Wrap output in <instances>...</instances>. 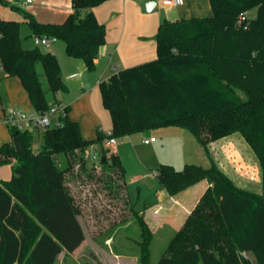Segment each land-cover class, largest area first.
Instances as JSON below:
<instances>
[{"label": "trees", "instance_id": "obj_1", "mask_svg": "<svg viewBox=\"0 0 264 264\" xmlns=\"http://www.w3.org/2000/svg\"><path fill=\"white\" fill-rule=\"evenodd\" d=\"M106 1L72 0L73 12L61 24L41 23L32 13L15 10L23 13L33 35L62 40L69 56L93 70L106 44V28L94 8ZM209 2V17L164 20L155 37L157 59L101 82L102 102L111 116V137L175 126L188 130L211 161L208 168L158 167L159 184L171 196L201 181L210 187L157 264H264V0ZM0 4L9 5L5 0ZM245 12L248 18L240 21ZM0 67V81L20 79L37 112L48 111L66 89L57 56L39 47L23 49L20 23L1 17ZM67 112L63 126L42 133L37 153L32 132L11 130V142L0 148V166L12 170L10 180L0 181V264H56L63 252H75L85 233L81 202L71 188L78 191L84 184L102 186L122 208L120 225L128 220L137 224L141 264H152L153 233L130 200L121 157L104 148L108 136L101 131L95 140L84 139ZM234 133L257 157L260 194L237 187L209 156L207 143ZM94 146L101 154L97 174L86 166ZM71 171L75 176L68 178Z\"/></svg>", "mask_w": 264, "mask_h": 264}, {"label": "rangeland", "instance_id": "obj_2", "mask_svg": "<svg viewBox=\"0 0 264 264\" xmlns=\"http://www.w3.org/2000/svg\"><path fill=\"white\" fill-rule=\"evenodd\" d=\"M5 1L9 5L14 2V0ZM16 4L22 5L25 9L23 11L26 12L30 11V7L38 12L43 10L38 4L27 6L23 5L22 2H16ZM2 6L0 4L1 18L15 15L16 18L13 19H16L20 23L22 48L32 50L36 49L37 46L41 47V44H36L35 37L24 19L23 13H20L18 10L16 11L19 13L13 11L16 7L10 10L4 9ZM250 17H256L255 10L250 12ZM50 45L52 50L58 51L57 49H59V53H61L55 52L61 65L62 81L66 89L58 93L59 99L65 104L69 103L72 106L71 117L78 118L84 125L83 135L86 137L91 136L90 138H92V136L96 135V127L99 123L90 105L88 108L84 104L85 100L78 99L82 93V85L81 79L76 77L75 73H85L87 84L90 88H94L98 86L99 78L104 82L114 72L107 65L98 67L97 63H95L93 70H89L84 61H82L83 63L81 62L83 68L81 70L76 69L77 64L75 65L74 60L76 58L68 55L66 45L62 40H51ZM7 79L10 82L17 81L22 85L20 79L17 77ZM2 82H0V113L3 108L7 110L14 107V104H12L13 100L7 94L9 90L13 91L15 86L13 83ZM97 98H99V95L93 97V104L98 103L99 99L97 100ZM31 109L29 106V109L21 108L20 110L28 111ZM103 110L108 115L107 110L105 108ZM151 138H155L156 141L151 144L143 143V140ZM222 139L225 140L222 141ZM42 143V136L35 134L33 151L36 153L40 151ZM104 148L109 149L110 154H115L114 149H116L117 154L121 157L127 171L128 191L137 211H141L147 205L154 204L157 191L160 187L155 173L161 164L173 165L177 170L184 169L188 164H196L203 167H206L207 164L206 160L203 159L205 156L204 151L197 139L188 130L175 126L146 129L140 133L117 139L115 148L106 145ZM206 148L211 159L216 160L222 168H226V172L229 173L232 181L236 182L239 186L246 187V181H243L244 179L238 174L237 165L243 171L249 172L250 182H252V178H257L256 170L260 169L257 157L239 133L209 142L206 144ZM60 160H63V156L60 157ZM86 166L92 171L95 170L96 174L99 172V169H96L99 166L95 167L88 155ZM74 176L73 171L68 172V178ZM83 183V180L77 181L76 187H80ZM255 186L253 185V189L257 190L258 186L257 188ZM71 191H74V194L78 196V200L81 202L82 214L80 222L85 233V241L75 252L71 254L63 252L58 257L56 264H141L139 242L142 238L140 236V228L132 220L125 221L121 225L119 224L125 219V215L121 213L122 208L118 204L116 205L115 201L111 198L107 197L106 192L102 191V186L84 184L77 191L74 185ZM162 220L167 222V219L163 218ZM165 222L163 224L161 221V224L164 226L160 228L154 225L155 222L151 224V222L147 221L153 233L150 245L152 264H157L165 253L170 239L181 228L179 227L177 231L171 232L172 230L167 227L168 224ZM114 226L115 228L112 229L111 227ZM246 257L252 259L250 255H246ZM199 264L204 263L200 260Z\"/></svg>", "mask_w": 264, "mask_h": 264}, {"label": "crops", "instance_id": "obj_3", "mask_svg": "<svg viewBox=\"0 0 264 264\" xmlns=\"http://www.w3.org/2000/svg\"><path fill=\"white\" fill-rule=\"evenodd\" d=\"M148 1L149 0H108L94 8V14L97 21L100 24H103L106 28V44L101 48L99 57L96 60L98 67H104L105 65H107V67L113 70L114 75L119 71L152 62L157 59L155 37L157 35L160 24L164 20L177 21L182 19L209 17L212 15V9L209 0H185L184 4L179 7L165 6L156 0L157 5L151 12H148L146 10V3ZM16 2H22L25 6L38 4L40 7H42L43 10L40 12L33 10L32 7L29 8L30 11H27L32 13L34 17L41 23L61 24L73 12L72 0H34V2L32 3H26V0H14V2L10 3L9 6L3 5L2 7L4 9L10 10L14 9V7L25 10L22 5H17ZM13 11L19 13L16 10ZM13 18H16V16L12 15L8 18L2 19L8 21H17ZM34 37L36 41L37 37L35 35ZM36 44H41L40 39L38 43L36 42ZM39 48L44 51L51 52L56 56L57 54L55 52L61 54L59 53V49H57L58 51L52 50L51 45L49 46V48H45L41 44V47ZM74 60L75 65L77 64L76 69L81 70L83 68L82 60ZM75 75L76 77L81 79L82 85V93L80 94L78 99L85 100L84 104H86V107L89 108L90 105L91 110L96 115L94 116L95 118H97V121L99 123V125H97L96 127V135L92 136V138H90L91 136L86 137L85 135H83L84 125L78 120V118L71 117L72 106L69 103L65 104L63 101H61L59 99V95L58 102L65 105L69 109V118L79 123L84 139L95 140L99 131L104 134L111 133V116L108 111L107 115L103 110L104 106L99 87L102 80L99 78L98 86L90 88L86 82L87 76L85 73L83 74V72H80L75 73ZM3 77L4 73L0 69V79H2ZM110 77L106 81H108ZM3 80L5 81V83H13L15 87L13 91L9 90L7 94V96H9L11 100H13L12 104H14V107L7 110L3 108L2 112L0 113V148L4 144L10 143L12 140V132L4 122L5 115L10 111L20 110L21 108L29 109V106L32 108L31 110H33V106L28 98V95L26 94L24 88H22L23 86L20 85V83L17 81L10 82V80L7 78ZM3 80H1L0 82H2ZM4 81L2 83H4ZM98 95V103L93 104V97ZM224 140L225 139H222V141ZM93 148L96 149L97 147L94 146ZM114 151L117 154L116 149H114ZM203 159L206 160V168L210 167L211 161L207 158L206 155L203 157ZM213 163L228 177H231L229 176V173L226 172V168H222L216 160H213ZM256 171L257 178H252V182H250L248 176L249 172L243 171V169L238 168L237 165V172L240 177L244 179L243 181H246V187L239 186L238 184H236V182L234 183L237 185V187L243 190L260 194L262 191V179L260 175L261 172L259 168ZM155 175L157 176V172L155 173ZM11 177V166H0V181H8L11 179ZM253 185H256V188L258 186L257 190L253 189ZM209 187L210 184L207 181H201L193 186H190L180 194L171 196L160 186L157 191L154 204H150L149 206L147 205L138 212L140 214H143L149 223L151 222L152 224V222H155L154 225L160 228L164 226L163 224L165 222L162 219H167V222L165 223L168 224L167 227L172 230L171 232H174L175 230L177 231L179 227H182L187 217L197 206L201 197ZM161 221L163 224H161Z\"/></svg>", "mask_w": 264, "mask_h": 264}, {"label": "built area", "instance_id": "obj_4", "mask_svg": "<svg viewBox=\"0 0 264 264\" xmlns=\"http://www.w3.org/2000/svg\"><path fill=\"white\" fill-rule=\"evenodd\" d=\"M165 6L179 7L184 4L185 0H157ZM34 0H26V3H32ZM248 18V13L245 12L240 16V21H245ZM41 44L45 48H49L51 44V39L48 37H43L40 40ZM2 70V67H0ZM68 118L67 107L60 102L55 103L46 112H37L35 110L22 111L15 110L8 112L4 117V122L10 130H16L19 132H32L38 135H42L43 132L59 128L63 126V122ZM108 138L105 141V145L108 147L115 148L117 144V139L111 137V133H106ZM155 138L143 140L144 144H151L155 142ZM91 163L98 167L101 161L100 152L94 148L87 153Z\"/></svg>", "mask_w": 264, "mask_h": 264}, {"label": "water", "instance_id": "obj_5", "mask_svg": "<svg viewBox=\"0 0 264 264\" xmlns=\"http://www.w3.org/2000/svg\"><path fill=\"white\" fill-rule=\"evenodd\" d=\"M157 5V2H156V0H149L147 3H146V10L148 11V12H151L153 9H154V7ZM36 42L38 43L39 42V38L37 37L36 38ZM105 161V158H102V162H104Z\"/></svg>", "mask_w": 264, "mask_h": 264}]
</instances>
